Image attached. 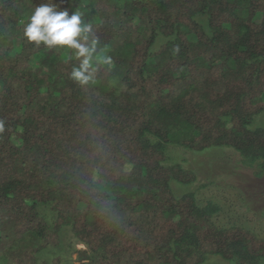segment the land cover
<instances>
[{
    "label": "trees",
    "instance_id": "obj_1",
    "mask_svg": "<svg viewBox=\"0 0 264 264\" xmlns=\"http://www.w3.org/2000/svg\"><path fill=\"white\" fill-rule=\"evenodd\" d=\"M46 2L0 0V264H39L65 229L86 264H264V239L175 194L197 175L166 151L229 148L264 174V0H53L112 59L84 86L71 50L23 37Z\"/></svg>",
    "mask_w": 264,
    "mask_h": 264
},
{
    "label": "rangeland",
    "instance_id": "obj_2",
    "mask_svg": "<svg viewBox=\"0 0 264 264\" xmlns=\"http://www.w3.org/2000/svg\"><path fill=\"white\" fill-rule=\"evenodd\" d=\"M250 127L264 128V113L254 117ZM166 151L171 163H180L197 175V180L189 186L173 185L177 196L193 192L201 206L212 201L220 207L213 217L218 228L237 226L264 239V174L256 175L257 166L244 164L239 154L229 148L195 153L169 145ZM60 235V250L48 249L38 254V263L49 262L56 255L61 257V264H86L77 260V251L85 247L77 243L71 230L65 229ZM216 258L214 264H228Z\"/></svg>",
    "mask_w": 264,
    "mask_h": 264
},
{
    "label": "clouds",
    "instance_id": "obj_3",
    "mask_svg": "<svg viewBox=\"0 0 264 264\" xmlns=\"http://www.w3.org/2000/svg\"><path fill=\"white\" fill-rule=\"evenodd\" d=\"M23 37L36 46L42 44L47 48L71 50L79 63L72 67L69 78L82 86L93 81L98 63L112 64L110 57L97 55L100 39L80 8L69 14L68 8L61 10L53 0L39 4L23 26Z\"/></svg>",
    "mask_w": 264,
    "mask_h": 264
}]
</instances>
